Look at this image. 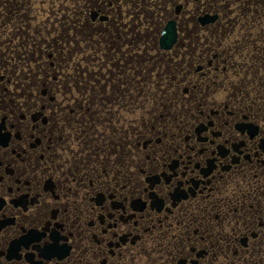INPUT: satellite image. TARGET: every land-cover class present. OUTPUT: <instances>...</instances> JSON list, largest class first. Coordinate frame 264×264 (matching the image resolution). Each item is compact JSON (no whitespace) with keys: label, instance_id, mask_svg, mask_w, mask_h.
<instances>
[{"label":"flooded vegetation","instance_id":"1","mask_svg":"<svg viewBox=\"0 0 264 264\" xmlns=\"http://www.w3.org/2000/svg\"><path fill=\"white\" fill-rule=\"evenodd\" d=\"M0 145V264H264V0H0Z\"/></svg>","mask_w":264,"mask_h":264},{"label":"water","instance_id":"2","mask_svg":"<svg viewBox=\"0 0 264 264\" xmlns=\"http://www.w3.org/2000/svg\"><path fill=\"white\" fill-rule=\"evenodd\" d=\"M175 38V31L172 24H168L162 32L160 43L164 48L170 47Z\"/></svg>","mask_w":264,"mask_h":264},{"label":"snow or ice","instance_id":"3","mask_svg":"<svg viewBox=\"0 0 264 264\" xmlns=\"http://www.w3.org/2000/svg\"><path fill=\"white\" fill-rule=\"evenodd\" d=\"M0 146H2V145H0Z\"/></svg>","mask_w":264,"mask_h":264}]
</instances>
